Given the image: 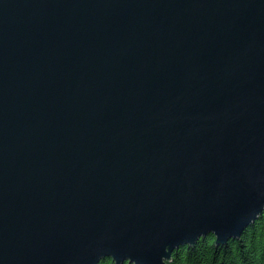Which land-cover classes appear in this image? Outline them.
Returning a JSON list of instances; mask_svg holds the SVG:
<instances>
[{
	"label": "water",
	"instance_id": "95a60500",
	"mask_svg": "<svg viewBox=\"0 0 264 264\" xmlns=\"http://www.w3.org/2000/svg\"><path fill=\"white\" fill-rule=\"evenodd\" d=\"M264 212V0H0V264H169Z\"/></svg>",
	"mask_w": 264,
	"mask_h": 264
},
{
	"label": "trees",
	"instance_id": "16d2710c",
	"mask_svg": "<svg viewBox=\"0 0 264 264\" xmlns=\"http://www.w3.org/2000/svg\"><path fill=\"white\" fill-rule=\"evenodd\" d=\"M169 264H264V212L239 238L217 244L214 234L174 250ZM99 264H116L102 259ZM123 264H129L125 261Z\"/></svg>",
	"mask_w": 264,
	"mask_h": 264
}]
</instances>
